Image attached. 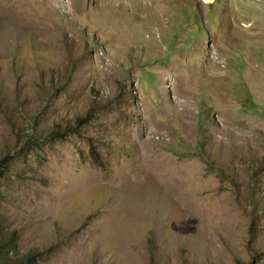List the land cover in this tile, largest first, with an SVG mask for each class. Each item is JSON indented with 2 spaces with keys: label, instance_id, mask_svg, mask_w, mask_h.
<instances>
[{
  "label": "rangeland",
  "instance_id": "374dc122",
  "mask_svg": "<svg viewBox=\"0 0 264 264\" xmlns=\"http://www.w3.org/2000/svg\"><path fill=\"white\" fill-rule=\"evenodd\" d=\"M25 4L0 5L16 255L264 264V0Z\"/></svg>",
  "mask_w": 264,
  "mask_h": 264
},
{
  "label": "trees",
  "instance_id": "16d2710c",
  "mask_svg": "<svg viewBox=\"0 0 264 264\" xmlns=\"http://www.w3.org/2000/svg\"><path fill=\"white\" fill-rule=\"evenodd\" d=\"M5 160L0 162L1 168ZM0 192V198H1ZM18 249L16 231L5 232L0 226V264H37L38 252L31 251L26 254L16 255Z\"/></svg>",
  "mask_w": 264,
  "mask_h": 264
},
{
  "label": "bare ground",
  "instance_id": "6f19581e",
  "mask_svg": "<svg viewBox=\"0 0 264 264\" xmlns=\"http://www.w3.org/2000/svg\"><path fill=\"white\" fill-rule=\"evenodd\" d=\"M0 5H4V8L6 7L10 14L16 19H22L28 16L25 0H0Z\"/></svg>",
  "mask_w": 264,
  "mask_h": 264
}]
</instances>
